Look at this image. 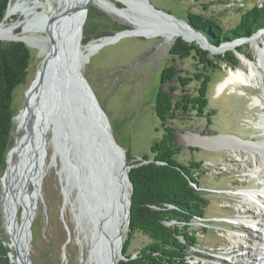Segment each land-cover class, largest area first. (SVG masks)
Instances as JSON below:
<instances>
[{"label":"rangeland","instance_id":"rangeland-1","mask_svg":"<svg viewBox=\"0 0 264 264\" xmlns=\"http://www.w3.org/2000/svg\"><path fill=\"white\" fill-rule=\"evenodd\" d=\"M110 1L125 9L131 22H122L91 4L82 30V38L90 39L85 43L81 40L83 47L90 41L96 42L94 45H97L101 40L108 38L106 36L115 35L122 30H133L135 26L166 24L167 16L183 22L186 21L188 13L213 18L226 30L238 23L241 13L254 4L261 6L264 0ZM58 2L59 0H9L1 22L6 26H15V32L23 33L21 22L28 11L41 12L44 7L49 13L54 11ZM146 5L161 11L152 12ZM33 18V22L42 21L41 14H34ZM263 29L264 27L249 35L254 36L249 40H241L246 36L234 38L240 40V44L229 46L223 53L235 51L238 57L237 65L232 67L220 62L217 68L208 67L206 73L210 75V82L207 107L201 114L190 112L173 124L177 141L184 151L180 160L186 162L195 157L203 161L200 187L196 184L192 186L203 191L209 199L204 217L196 218L191 223V228L197 232V242L190 247L189 264H258L254 247L264 248V241L256 242L252 233L257 221H261L263 226L257 231H261L264 237V216L260 215V208L264 207V178L256 177V173H253L256 164L251 160V150H238L234 147L236 143L227 139L219 143L227 146L216 148L186 141V136L193 134L232 136L241 141H264V73L262 81L257 83L232 82L218 90V83L226 80L232 70L242 64L249 66L258 60L254 40L259 37V42L264 44ZM48 33L50 32L47 29L39 25L27 32L30 37L36 38L35 45L25 43L31 55L28 73L24 84L17 86L13 92V125L0 170V264H16L17 260L15 248L6 231L13 234L18 242L22 240L23 228L28 224L25 206L21 203L14 207V223H6L2 194L5 186L9 187L11 183L9 160H15L17 154L10 152L17 138L23 135L21 125L26 114L23 110L26 104H29L30 88L44 59L41 39L49 35ZM177 37L181 38L176 36L167 42L165 36L125 34L114 42L94 48L82 68L84 76L106 112L114 139L124 149L129 166L134 161L141 160L143 155L150 154L151 144L162 136V125L154 113V100L160 84L161 70L171 63L168 50ZM211 54L209 57H213L216 52ZM261 62H264V59ZM173 64L183 72L182 74L189 75L200 67L197 60L190 56L176 59ZM196 84L192 81L189 89L193 91ZM36 95L38 96V89ZM37 103L38 99L34 102L35 107ZM34 111L35 108L32 113ZM50 136L49 130L45 136L42 164L29 175L25 184L27 202L32 212L29 257L32 264H81L80 256L83 254L86 257L88 253V244L84 240L88 223L85 219L77 217L76 190L68 187L65 194L66 178L59 173V156L52 158L53 149L48 142ZM188 147L199 150H188ZM65 196L68 199L66 204ZM81 226L83 230L80 229ZM123 234L124 244L128 237L125 228ZM78 240L82 241V246ZM147 242L146 236L135 233L129 242L128 253L134 254Z\"/></svg>","mask_w":264,"mask_h":264},{"label":"trees","instance_id":"trees-1","mask_svg":"<svg viewBox=\"0 0 264 264\" xmlns=\"http://www.w3.org/2000/svg\"><path fill=\"white\" fill-rule=\"evenodd\" d=\"M9 0H0V22ZM186 21L204 33L211 44L236 37L249 36L264 27V1L241 13L233 28L224 30L213 18L188 13ZM90 38H82L85 43ZM237 50L241 52L240 48ZM169 64L160 73V84L154 100V113L163 133L150 146V154L134 161L128 171L132 184L130 221L127 239L122 245L123 258L117 264H189L190 247L197 242V232L191 228L196 218H203L209 199L199 185L202 160L195 157L180 160L183 148L177 141L174 121L193 112L201 114L208 105L207 93L210 75L208 67L221 63L237 65V54L226 51L209 57L206 50L177 37L168 50ZM196 59L200 67L192 75L173 64L176 59ZM29 48L21 41H0V170L8 146L12 125L13 92L24 84L30 63ZM197 84L193 91L189 84ZM188 150L199 148L188 147ZM135 233H141L148 242L134 254L128 253L129 242Z\"/></svg>","mask_w":264,"mask_h":264},{"label":"water","instance_id":"water-1","mask_svg":"<svg viewBox=\"0 0 264 264\" xmlns=\"http://www.w3.org/2000/svg\"><path fill=\"white\" fill-rule=\"evenodd\" d=\"M89 6L90 1L82 6V20L76 28V34L73 35L74 39L77 36L78 38L75 42H69L67 46H64L65 48L59 58L61 67H56L55 72H51L49 82L46 80L45 84L42 85L41 95L43 98L39 103L37 116L38 131L42 130V132L41 134L38 132L36 151H40L39 156L41 158L44 156L46 140L44 133L51 126L50 138L52 149L57 152L60 165L65 167V170L66 168L68 169L64 171L65 182L71 189L76 190V200L78 202L77 214H79V217L85 219L88 224L92 215L95 214V210H97L93 206L96 204L99 208H102L104 205L105 210L108 209V221L106 223L109 226L111 225L112 221H110V218L114 217L113 210L120 206L119 201L122 200L124 194L123 183L128 182L129 202L128 206L123 210L124 223H122L118 231V238L122 240L124 228L125 230L128 229L130 221L132 184L129 180L128 171L131 166L127 164L124 149L116 142L112 135L104 108L82 72L84 63L88 60V55L84 54L80 49L84 25L82 21H85ZM150 6L153 7L151 4ZM154 11L160 12L161 10L155 9ZM72 12H74L73 9L61 11L55 17L57 20H61ZM183 22L188 30L200 36L202 41L196 43V45L206 50L209 54L212 53L211 49L216 51L224 44L240 41L234 39L222 41L218 45H214L208 41L204 33L192 27L187 21ZM116 36L117 34L113 38ZM253 37V35L246 36L241 40H249ZM181 38L187 41L183 37ZM116 39L118 38H114L110 42H114ZM11 41H21L25 44L21 39H13ZM108 42L105 43L107 44ZM98 44L101 46L104 43ZM56 55V49L50 39L49 51L46 53L43 63H41L43 69H47L51 63L53 64ZM38 76L39 73L37 71L34 79L35 84ZM27 104L23 110L25 112ZM43 124H45L44 127H42ZM59 138L67 139L68 146L66 143L61 144L59 141L56 142ZM31 165L25 172L26 177ZM37 191L38 193L40 192V185L37 187ZM29 218L28 224L23 228L22 240H18L15 244L16 264H32L29 257V244H31V230L29 227L31 220ZM100 226H102L101 223ZM6 234L10 240H13L8 231H6ZM122 258L121 247L119 256L113 264H117L118 260Z\"/></svg>","mask_w":264,"mask_h":264},{"label":"bare ground","instance_id":"bare-ground-1","mask_svg":"<svg viewBox=\"0 0 264 264\" xmlns=\"http://www.w3.org/2000/svg\"><path fill=\"white\" fill-rule=\"evenodd\" d=\"M90 1V5L94 4L106 12L108 15L120 19L122 22L130 21L129 16L127 15V11L124 8H120L116 6L110 0H59L58 6L47 13L46 9L40 12L38 11H28L25 18L21 22V26H23V33L15 32V26H6L3 22L0 23V41H11L13 39H21L25 43L34 46L36 38L30 37L27 32L31 30L32 27L37 25L44 27L50 33L49 35L43 37L41 39L44 56L49 51L50 48V39L52 40L53 46L56 49L57 55L55 56V60L53 64L51 63L47 69H43L42 65H40L38 73V80L31 85L30 88V99L29 104L26 110V114L24 117L23 125H21V129H23V135L17 138L15 145L13 146L10 154H17L15 160H9L8 170L11 172V183L10 186H5L3 194H2V205L6 211L5 221L7 224L13 222V210L14 207L18 204H24L25 211H26V219L28 220L29 216L31 217V209L29 206L28 198L25 193L26 189V181L31 173H33L36 168L40 167L42 164V158L39 156L40 151H36V141L38 138V132H42V130L38 131V107L39 103L42 100L43 96L41 95L42 85L45 84L46 80L49 82L51 72H55L56 67H61V63L59 62L60 55L64 50V46H67L69 42H75L78 38L74 39L73 35L76 34V28L79 26L82 20V6ZM147 6V5H146ZM148 7V6H147ZM149 9H154L148 7ZM73 9L74 12L70 13L68 16L64 17L61 20H57L55 15L57 13H61V11H70ZM34 14H41L42 21L36 23L33 22ZM165 17V15H164ZM56 19V21H55ZM85 20V19H84ZM167 23L166 24H159L155 26H146V27H138L135 26L133 30H122L117 32V36L114 38H118L119 36L125 34H135V35H156V36H165L166 41L169 42L172 40L173 37L181 36L187 41L190 42H201L200 36L188 30L184 22H179L178 20L174 19L173 17L167 16ZM182 21V20H180ZM84 23V21H82ZM114 36V35H113ZM112 37L106 36L101 40L100 43L110 42ZM241 41H235L234 43L224 44L223 46L219 47L216 51L212 50V53H223L229 46H238ZM255 44V55L258 58L257 61L252 62L249 66L242 64V66L237 67L235 70H232L226 80L221 81L218 83V90L223 89L228 83L232 82H240L243 84H250V83H257L262 81L263 73H264V62L261 60L264 59V44L259 42V37H256L254 40ZM96 42L90 41L84 47L80 42V49L82 52L89 56L94 48L99 47L100 44L94 45ZM253 45V44H252ZM42 57V58H43ZM44 60V59H43ZM43 63V61H42ZM60 64V65H59ZM247 68L249 70L247 71ZM262 70V72H261ZM42 71V73H41ZM38 89V96L36 95V90ZM38 99L37 106H34L35 100ZM35 108V111L32 113V110ZM262 120V119H261ZM45 124L42 125L44 127ZM51 126H49L46 130L44 135L48 133ZM227 139L229 142L236 143L235 148L241 150V148L251 150V160L256 164V167L253 168V173H256V177H263L264 178V141L262 142H255L251 140H238L225 135H218V136H204L200 134H193L192 136H186V141L193 142L199 146L203 147H223L227 146V144H219L222 143V140ZM226 140V141H227ZM61 144L66 143L68 146V140L59 138L56 142ZM184 141V140H183ZM48 142L52 145L51 138H48ZM237 155V154H236ZM57 157V152L53 151L52 158ZM10 158V157H9ZM39 158V159H38ZM41 158V159H40ZM38 160V161H37ZM34 162V163H33ZM32 164V165H31ZM31 165L30 170L28 171L27 177L25 176V172L27 171L28 167ZM67 170V169H66ZM65 167H60V174L64 175ZM63 173V174H62ZM66 175V174H65ZM70 188L68 184L64 186V191L66 194V189ZM124 194L122 196V200L119 201L120 206L113 210L114 217L110 218L111 225L109 226L106 221H108L107 214L109 213L108 209L105 210V206L103 205L102 208H99L96 204H94L95 214L92 215L90 223L87 227V232L85 231L84 240L88 244V253L86 257L82 254L80 256L81 264H113L114 261L118 258L121 247L123 245V239L119 240L118 238V231L122 223H124V214L123 210L125 207L128 206L129 202V185L128 182L123 183ZM264 188V187H263ZM264 191V189H263ZM251 196L252 194L249 193ZM255 196V195H254ZM258 198H256L257 200ZM65 204L68 202L67 196L64 197ZM264 204V200L262 201ZM118 215V219H117ZM260 215L264 216V207L261 206L260 208ZM77 217L79 215L77 214ZM80 218V217H79ZM78 218V219H79ZM30 219V218H29ZM245 220V219H244ZM80 221V220H79ZM100 223L102 226H100ZM263 226L261 221H257L256 228L252 230L253 235L255 236V241H264V237L261 234L260 227ZM80 229L83 230L81 226ZM13 240H11L15 250H16V241L14 239L13 234H10ZM79 244L82 246V241L78 240ZM259 243V242H258ZM264 244V243H263ZM254 245V244H253ZM255 255L258 257V264H264V248L254 247Z\"/></svg>","mask_w":264,"mask_h":264}]
</instances>
